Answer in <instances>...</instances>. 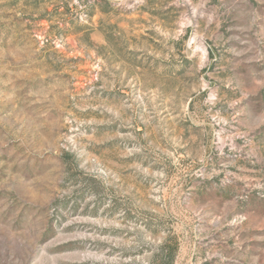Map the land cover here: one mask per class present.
<instances>
[{"label": "rangeland", "instance_id": "rangeland-1", "mask_svg": "<svg viewBox=\"0 0 264 264\" xmlns=\"http://www.w3.org/2000/svg\"><path fill=\"white\" fill-rule=\"evenodd\" d=\"M0 264H264V0H0Z\"/></svg>", "mask_w": 264, "mask_h": 264}, {"label": "trees", "instance_id": "trees-1", "mask_svg": "<svg viewBox=\"0 0 264 264\" xmlns=\"http://www.w3.org/2000/svg\"><path fill=\"white\" fill-rule=\"evenodd\" d=\"M167 243H168V245H167V247H168V248H170V247L173 245L171 240H170V241H168ZM167 247H166V248H164V249H167Z\"/></svg>", "mask_w": 264, "mask_h": 264}]
</instances>
